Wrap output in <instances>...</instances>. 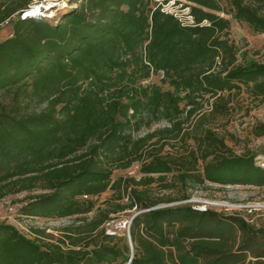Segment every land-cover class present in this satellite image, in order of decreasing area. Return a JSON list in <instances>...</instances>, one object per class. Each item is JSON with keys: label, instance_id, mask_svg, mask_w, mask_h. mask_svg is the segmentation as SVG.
Wrapping results in <instances>:
<instances>
[{"label": "trees", "instance_id": "1", "mask_svg": "<svg viewBox=\"0 0 264 264\" xmlns=\"http://www.w3.org/2000/svg\"><path fill=\"white\" fill-rule=\"evenodd\" d=\"M31 1L0 0V25L16 14L12 35L0 41V95L9 98L0 106V198L41 187L19 213L53 219L89 213V197L108 188L118 202L81 216L56 242L44 229L33 228L32 238L0 222V264H264V227L237 213L159 206L205 183L264 186L256 153L236 154L212 129L182 128L208 98L224 112V92L264 100V60L238 63L220 1L183 0L191 24L163 11L166 0H78L54 23L20 18ZM228 2L237 21L264 33V0ZM158 72L171 89L142 83ZM162 120L170 125L136 135ZM253 133L263 136L264 123ZM187 137L193 146L161 153ZM134 162L138 179H112ZM155 183L178 196L152 194ZM134 207L143 211L130 222V240L100 228Z\"/></svg>", "mask_w": 264, "mask_h": 264}, {"label": "rangeland", "instance_id": "2", "mask_svg": "<svg viewBox=\"0 0 264 264\" xmlns=\"http://www.w3.org/2000/svg\"><path fill=\"white\" fill-rule=\"evenodd\" d=\"M157 5L163 0H154ZM224 12H218L229 20V29L227 31L228 40L234 44L237 49L238 63H245L248 60L263 61L264 60V33L254 32L252 28L245 22L237 21L233 17L232 6L228 0H219ZM78 0H32L28 9L35 10L36 15H40L51 22L58 21L62 14L78 5ZM64 3V5H63ZM185 2L180 0H166L160 6L163 11L174 14L182 23H190L191 17L188 14L189 8L184 6ZM49 5V9L45 6ZM51 6V7H50ZM52 11V16L49 17V12ZM20 13V12H19ZM16 19V14L12 15L4 23L0 25V41L12 35V23ZM163 74L158 72L152 74L148 79L144 80L143 84H154L162 90L171 89L167 82L162 81ZM224 101H226V110L220 112L214 110L212 101L214 98H208V101L201 102L202 108L197 110L190 116L185 123L182 124L183 130L188 132L199 133L202 130L209 128L223 139L226 146L236 154H241L249 150L256 153V163L264 166V135L255 136L253 129L256 125L264 123V100L252 98L245 90L241 92H224ZM9 98L0 95L1 104H8ZM183 109L181 119L186 118V111L189 107L185 103L180 104ZM169 122L162 120L153 124L150 128H143L136 135H144L147 132L169 126ZM192 138L172 139L162 147V154H178L183 152L185 146H193ZM139 162H134L127 169H117L112 173V179L118 177L133 176L138 179L141 174L138 172ZM152 194L164 197H176L179 193L175 190H162L155 184H152ZM46 189L37 187L31 191H22L18 193L8 194L0 198V222H5L14 226L18 231L28 237H35L33 228L44 229L46 233L53 237L49 240L56 242L65 234L64 228L67 226H76L83 221L78 220L81 216H86L90 219L95 215L98 209L109 208L115 202L116 193L113 189L108 188L101 194L89 199L94 203L93 209L85 215H75L66 218H42L28 217L19 213L21 205L28 200V197L41 192H46ZM190 197L185 200H176L163 205H179L190 204L192 208L204 210L209 208L216 212H224L226 214L237 213L243 216L250 223L257 227H264V186H244V185H218L205 183L204 185L196 186L189 189ZM87 198L82 197L81 201L86 204ZM128 197L122 199L127 202ZM143 211L139 208L126 209L121 212L111 213L109 219L100 227L104 229L105 234H113L116 238L114 241L121 243L118 240L121 236L129 239V225L132 216ZM90 237L84 238L81 247L87 242H90ZM68 247V240L63 245Z\"/></svg>", "mask_w": 264, "mask_h": 264}, {"label": "built area", "instance_id": "3", "mask_svg": "<svg viewBox=\"0 0 264 264\" xmlns=\"http://www.w3.org/2000/svg\"><path fill=\"white\" fill-rule=\"evenodd\" d=\"M19 15H20V18H24L26 16L36 15V14L34 13L33 9H28L27 8V9L22 10ZM192 22H193V20H192V17H191L190 23H185V24H191Z\"/></svg>", "mask_w": 264, "mask_h": 264}, {"label": "bare ground", "instance_id": "4", "mask_svg": "<svg viewBox=\"0 0 264 264\" xmlns=\"http://www.w3.org/2000/svg\"><path fill=\"white\" fill-rule=\"evenodd\" d=\"M63 5H64V3H63ZM51 7V6H50ZM45 9H49V5H46L45 6ZM34 12H35V10H33ZM53 14H52V11L51 12H49V14H48V16L49 17H51Z\"/></svg>", "mask_w": 264, "mask_h": 264}, {"label": "water", "instance_id": "5", "mask_svg": "<svg viewBox=\"0 0 264 264\" xmlns=\"http://www.w3.org/2000/svg\"><path fill=\"white\" fill-rule=\"evenodd\" d=\"M136 214V213H135ZM135 214L132 216V218L135 216ZM131 218V219H132ZM129 238V240H130V236L128 237ZM130 246H131V249H132V245L130 244ZM132 258V253H131V255H130V259ZM130 261V260H129Z\"/></svg>", "mask_w": 264, "mask_h": 264}]
</instances>
